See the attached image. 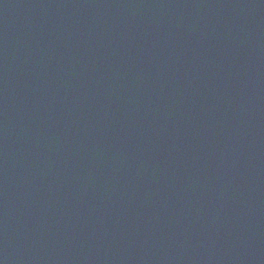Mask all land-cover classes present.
<instances>
[{
	"label": "water",
	"instance_id": "obj_1",
	"mask_svg": "<svg viewBox=\"0 0 264 264\" xmlns=\"http://www.w3.org/2000/svg\"><path fill=\"white\" fill-rule=\"evenodd\" d=\"M0 264H264V0H0Z\"/></svg>",
	"mask_w": 264,
	"mask_h": 264
}]
</instances>
